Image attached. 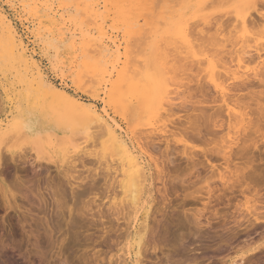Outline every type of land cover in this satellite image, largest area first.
<instances>
[{
	"label": "bare ground",
	"instance_id": "bare-ground-1",
	"mask_svg": "<svg viewBox=\"0 0 264 264\" xmlns=\"http://www.w3.org/2000/svg\"><path fill=\"white\" fill-rule=\"evenodd\" d=\"M8 1L9 2H21L20 4H22L24 7L28 8L32 12H36L35 14H37V12L42 10L43 12L42 11L41 12L43 13V15L41 16V18L44 20H47V23H49L51 25V28H53V29L59 28L57 33H53L52 35H51V33L48 34V35L52 36V39H48L47 45H45V46L48 49L50 48V50L51 49L54 50L56 52V55L57 54H64V53L68 54L69 57L66 59H68V61H71L70 66H74L73 64L75 63V61L82 63L81 67L83 66V70L81 68H79V70H81V72L84 71L85 74L83 73V76H86V73H87L86 72L87 70L85 69V67H86L89 70L88 73H91L94 75L93 77H98V78L103 79V80L105 79L106 84L108 83V85L110 86V89H109L110 91H109L108 97L110 96L111 98L110 97L109 98L114 101V108L116 109V113H121V114L129 113V117H130V115H132L130 117L132 119L134 118V116L135 117L139 116L138 120H136V121H140L142 124L140 122H137V125H139V123H140L141 127L150 128L147 131L143 130L141 132V134H139L138 136L132 135V137H130L131 134L129 135L125 131L123 126L116 119L111 117L110 114H108V112L106 111V108H103V110H99L95 107L96 105L95 106L86 105V104L82 103V101L80 102V100L77 99L78 97L73 96V94L70 95L68 92H66L63 89H59L58 88L59 86L58 87L55 86L48 79V77L44 74V72H43L44 70L42 71L39 64H37L34 61L33 53H29V50L27 48L28 46L25 45L26 42H24V40H23L24 37L19 35L20 33L18 32L17 28L14 26L15 24L13 23V21L9 18L10 16H7L5 13H3L4 10H2L3 12L0 11V63L7 62L11 66H14V67L19 66L25 71L24 73L30 77V79H28V81L30 80L29 83L28 84L26 83L28 86H27V90L25 91V96H24L25 100L29 104L28 105L29 109H22V110L16 112L17 113V116H16L17 124H19V126H21L22 129L26 130V132H28L29 134H31L33 136L34 135L36 136V134H40V131H45L48 128H57L59 130L70 129L72 131H74V130L78 131V132L80 131L79 133H81L83 135V138H85L87 140H96V141H94L95 142L94 145H92V148H93L92 151L85 152L84 156L89 155L90 157L95 158L96 164L99 165L98 171L100 172V174H99L97 171V175L100 176L99 177L101 179L100 183L101 184L103 183V184H102V187H100L101 184L99 183L100 185H98L99 180L97 183L93 182L97 185L93 184V186H92V184H91L89 189L87 187H84V189L87 188V190L83 191V192L86 191V193H81V194H87V195L90 194L91 195V193H92V195L93 194L98 195V192H99V194L102 193L103 196L109 198L110 208L108 207V213H107V215L110 216V219L108 221L110 222L111 226H109V227L116 229V232H115V235L113 236V238H112V236H111V238L109 237V239L111 241H108L109 239H107L106 241H108V242L105 241V244H104L105 247L107 248V250L105 249V253H106L105 255H107L109 258V260H108L109 264H113L114 260L112 257H116L114 264H148L149 262H150V264H199L200 263L199 259L195 255L197 252L195 250L196 247L195 248L192 247V244H190V242H188V240H189L188 237H195L196 236V238L198 240H200V239L203 240L206 238L211 239L212 237L210 234H212V235L214 234V237H218L219 235H216L217 233H214V232H218V230H220V231H223V233H224L225 230H228V231H230V239H229L230 241L229 242H232V243L238 242L239 244L240 243L246 244L247 242H250L252 240V237L255 234H257V235L259 234L260 237H261V234L263 236V234H264V221H261L258 218L246 217L242 220H238L237 218H235L234 222L228 223L229 217H228L227 211L223 212L224 208H219L217 206V202L220 203V201H219L220 196H222V198H224L226 200H229L233 197H236L237 194L243 195L245 197V196H247L246 193L248 194L249 192H250V195L252 193V195L255 196V198L258 200L259 199L262 200V198L264 199V194H262L261 191L256 190V189L253 190V188L251 187V185H252L251 180L255 179V178H262L261 173H264V171H263L264 169L262 167H260L261 169L256 168V167L253 168V164L255 163L257 157L259 158V161H260L259 163H261V162L264 163V161H263L264 154L254 155V154H252V150L249 148L242 150L239 153V157L242 161L244 160V162H242V163L246 164L245 167H243V166L241 167L242 174L238 175L236 171L231 170V175L233 176V180H231V181H226L224 176L221 174L222 177H220L221 179H219V182H221V184H222V190L220 191L219 195H217L216 192L213 190V186H212V184L214 182L212 183L211 179L213 177L211 178V176L209 174L208 175L210 177L206 175L207 177H209L208 179H205V178H207L206 176H205V178L203 176V179L201 177H199V184H197V185H192L191 183H188V181H187L188 177L197 171V169L199 168L198 167L199 165H200V167L202 166L201 162L198 165L199 161L196 162L198 159L195 161L196 158H195V156L192 155L195 153V151L194 150L192 151L191 150L192 148H191L190 150L192 152H194V153H192V152H190L189 148L187 149L185 146L182 147V154L181 155L178 154V155L181 158L183 157L185 159L187 166L185 164L186 167L185 166L184 167L186 169L185 168L183 169L182 167H179L180 164L179 165L177 164V166H178L177 167L175 164V163H177L176 160L174 163V157L178 158V156L175 152L176 149L174 148L173 143H172L173 144L172 146L174 149L169 144L171 142L178 143L177 140L170 139L173 136H175V133L173 132L174 135L167 136V134L165 132H161L162 130L159 129L160 127H158V126L156 127L157 124L159 125L158 122L160 121V119L164 118V114L166 115L169 110L172 111L173 108H169V107L175 105L176 102L179 104L178 101H180V100L178 99V96H180V94L182 95V93L184 95L183 87L186 85L187 82H189L192 78L195 77L193 73H195V75L199 76V73H196V70H194L195 68L193 66H195V67L201 66V62L197 59L198 56H197L196 52H198V55L200 54L201 50H199V49H201V47H203L202 45L206 44L205 45L206 47H204V50L207 48V44H208V46L212 47V49L216 48V47L219 49L218 46H220V45L223 48L226 46L225 43L227 42V40L221 39V35L223 33V32H221V28H223L224 24L222 27L220 26L216 32L215 31L213 32V31H209V30H211L212 27H214V26H210L213 23L212 22L209 25L211 28H209V26H207L206 30H204V31L209 32L208 34H210L209 35L210 37L206 38V40H204L205 38H203L201 40V39H197V38L193 39V37H191V35H192L191 33L193 31H195L196 29L190 32V30H189L190 29L189 28V20H190L189 16H187V18H186L183 14H181L180 10L176 9V7H172L168 4L162 5L163 0H8ZM175 1L179 2V3L181 2V4L184 2L182 0H175ZM205 1L206 0H193L192 5L190 7L191 11L195 12L198 8H201L205 4ZM56 2H59L61 4V7L64 8V10H65V8L70 9V11H71V9L73 10V13H72L73 17L71 18V21H74L76 25H78L79 16H82V17L87 19L86 23L89 24V22L91 21V22H93V24H96L97 27L95 29L86 28V29L80 31L79 37H78L76 31L75 32H63V31H61V26H63L62 25L63 24L62 23L63 22V16L61 14H59V16H61V17H58L57 16L58 13H56V11H54L55 10L54 6H55ZM165 5H167V6L163 7ZM208 7L209 6L207 5L206 8L208 9ZM57 11H59V8ZM27 12H28V10H27ZM135 15H138V17H137L138 19L135 18ZM192 15H194L196 17V14H194V13ZM263 15L261 14L257 18H253V15L250 12L243 13V15L240 16V23H241L243 30L240 31V28H241L240 26H239L240 28H237L238 25H240V24H238V25L236 24L237 26L234 25L236 27L237 31L239 29L238 32H242V33L240 35L237 34L236 37H233V35L234 36L236 35L234 33H238V32H234L233 30H231V32H230V33H232V31H233V33H232L233 35H232V37H230V39L232 41L229 39L231 41L230 46L233 44L232 45L233 47L229 46L227 48L228 51H223V52H225V53L231 52V51H229V48L230 49L232 48V50L233 49L240 50V51H238V59L235 58V57H237L236 56L237 54L234 55V54H232V52H231V54L234 57L230 56V58L231 57L233 59L235 58L234 59L235 61L237 59V61H236L237 63L236 62H234V63L237 64L238 66L239 65L242 66L243 62H248L247 65L249 66V64H250V66H251V63H249V62L253 63L254 60H255V62L259 61V64L264 66V54H262L264 52V44L261 43V42H264L263 41V39H264V28L262 29L263 34L260 37L258 36L259 37L258 39L253 38L254 36H252V37L250 36L251 33L254 35H255V33L256 34L260 33V32L257 33L259 31V29L257 27H259V24H262L261 22H264V16ZM66 17H67V15H66ZM238 17H239V15H238ZM110 18H117L121 22V24H122L121 26H123V28L125 29L124 32H126V34L129 36V38L135 37L132 45L137 43V42L134 43L136 38H137V40L141 41V44H140L141 48H142V46L144 47V45H146L147 54L149 53V55L151 56V59H152L154 72L152 71L153 69H151V72H153V75L148 74V72H141L139 70L130 69V67L120 68L119 65H120V61L122 59V55H123V54H121V50L123 48L122 47L123 43H125V42L120 43L118 41L119 39L117 40V39H114L113 37H108V34H107L108 31L105 30L106 29L105 25H106V23H108ZM139 18L141 20H143L142 25H140ZM66 19L67 18H65L64 20H66ZM71 21H69V23ZM219 22H221V21H219ZM237 23H239V21H237ZM221 25H222V22H221ZM190 27H192V29H194L193 24ZM196 27H198V26H196ZM254 27H256L258 29L257 32L255 31L257 29ZM252 28H254V29L252 30ZM69 29H70V27H69ZM225 29H230V28L225 27ZM250 29L252 32L250 31ZM78 31H79V29H78ZM223 31H224V28H223ZM207 32L204 35L205 37H207ZM211 32L215 33V34L212 35ZM224 32H226L225 35L228 34L227 31H224ZM253 32H255V33H253ZM128 36H127V38H128ZM193 36H195V33ZM233 39H234V41H233ZM199 40H201L202 43L200 42V44H197V43H199ZM67 42H68V45L65 46V44ZM203 42H204V44H203ZM250 42H252V43H250ZM259 43L263 44L261 48L257 47L259 45ZM226 44L228 45L229 43H226ZM253 45H256L257 48H255V46H253ZM238 46H240V47L237 48ZM253 47L255 48V50H252L254 52V54H252V52H250L251 50L247 51V49H250ZM195 49H196V51H195ZM197 49L200 52L197 51ZM220 49H222V48H220ZM204 50H202V51L206 52L207 54H208V51H210V49H208V48H207V51L206 50L204 51ZM137 51H139V50L137 49ZM217 51L222 53L221 50H217ZM233 51H235V50H233ZM130 52H132V51H130ZM141 52H142V50H141ZM239 52L243 53V54L241 55V54H239ZM213 53L214 54L216 53V55L220 54V53H217L216 51ZM233 53H235V52H233ZM214 54L213 55L211 54L210 56L213 57ZM226 54H229V53H226ZM226 54H225V56L227 59L228 55H226ZM144 55L142 54V56H144ZM221 55H223V54H221ZM200 56H201V54H200ZM220 56H218V59H216L217 56H214L213 58L222 63V64H220L218 62L220 64L219 68L223 65V67L220 69L224 70V68L227 65H229L230 63L227 64L228 63L227 60L226 61L224 60L225 62H223L221 60L222 58L219 59ZM55 58H57V57H55ZM230 58H229V61H231V60L234 61L232 58L231 59ZM246 59L248 61H246ZM207 60L209 61L207 63L208 65L206 64L207 69L205 68L203 70V68L206 65L204 67H202L201 70H200L201 67H199V68L197 67L196 69H198L200 71V73L202 70H203V72L207 70L204 74L207 73L210 75V78H211L210 81L214 87V88H210V89H214V91L216 90L215 93H217V92L220 93L221 98H220V96H218L220 99L217 98V100H220V101L222 100L221 102H223V104L225 105V107H226L225 110H227L226 114L228 116V119L232 116L231 121H230V119H229V121L232 122V121L236 120L235 122L230 123V124H232V127L230 126L232 130L230 129V127H229V130H231L232 133L231 132L228 133V136H229L228 142L230 141L229 144L232 143V145L233 144L237 145V143L240 141L239 136L241 134L239 135V133L241 132L243 126H245V129H243L242 132L250 133L249 134L250 135L249 141H252L251 138H253L255 135H257V133H259L261 131V128L264 127V102H263L264 101V93H263L264 89H263V91H261L262 88L264 87V86H261V85H264V79H262V78H264V68L263 67L261 68L259 65L256 68L260 67L259 68L260 71L257 69L256 72L254 71V70H256L254 68L253 71L255 73L258 72L257 75H255V73L251 69V71L253 72L252 75L256 76V77L253 76L254 79L252 78V80L250 79L252 77V75L250 77L248 76L249 79H247L245 77H243V78H232V76H235L234 72H235V69L238 68L237 65L236 66L234 65L235 66V69H233L234 72H233V70H229V73L231 75L233 74L232 76L230 75L231 79H234L237 81V84H232L233 88H231V90H234V94L235 93L239 94V93H242V92L248 91V90L250 92L251 90H254V88H260L259 91L257 90L258 91L257 93H260V92L263 93V94L262 93L258 94L260 96H256L255 103H253V104H255V106H253L251 104L254 108V109L252 108L251 111L254 112L256 110L255 113L252 114L250 109H249L248 111H250V112L247 111L248 114H245L244 113L245 109L241 108L240 111H237V114H234V111H235L234 107L239 108L240 106H243L245 103L243 104L241 102L242 103L241 104L240 99H239V101H236V102H235V100L232 99L234 101V103H233L231 99L228 100L226 98V95H227L226 91L227 90L224 89L225 85L223 87V83H225L224 80L229 79L230 76L225 78L226 76H223L222 72H221L222 75H220L221 73L219 74V71H216L215 63L218 66L217 61H215V63H213L209 59H207ZM128 62H130V60ZM224 63H226L227 65L224 66ZM133 64H136V63H133ZM133 64H131V65H133ZM179 64H181L182 66L180 65V67L178 68L177 66H179ZM247 65L243 64V68H245V71L249 69V67ZM133 66H135V65H133ZM241 66H239V68H241ZM247 67H248V69H247ZM150 68H151V66H150ZM226 68L228 70V68L230 69L231 66L230 67L227 66ZM226 68H225V70H226ZM239 68H238V71L240 72V70L242 69L241 70L242 75L246 76L245 72H243L244 71L243 68H241L240 70H239ZM141 70H143V69L141 68ZM191 70L193 71V73L191 72ZM198 70H197V72H198ZM176 71H178L179 74H177V73L175 74ZM188 71L191 72V73H189L190 75L188 73H186ZM261 71H263V72H261ZM216 72H218V73H216ZM214 73H215V75H214ZM15 74H16V70H15ZM180 74H184V78L186 76L185 79H187L188 77H189L188 79H190L189 81L184 82L185 85L182 84L181 81L180 82L178 81L179 78L183 77V75H181L178 78V75H180ZM191 74H193V76ZM216 74L220 75L219 76L220 78H221V76L223 78H225V79L221 78V79H223L222 80L223 82L220 81V78L218 76H216ZM246 74H247V71H246ZM261 74L263 76H261V78H260ZM238 75H239V73H238ZM247 75H249V73ZM191 76H192V78H190ZM240 76H241V73H240ZM240 76H238V77H240ZM257 76H259V78ZM202 77L203 76H201L200 80L203 82L202 79H206L208 77V75H206L203 78ZM184 78H182V79L184 80ZM88 80H89V78H88ZM183 80H182V82H183ZM195 80H198V77L197 78L195 77L194 81L192 79L191 82L192 81L195 82ZM217 80H218V82H216ZM234 80H232V81H234ZM184 81H186V80H184ZM205 81H206L205 84L207 85L208 81L207 80H205ZM228 81H230V80H227V82ZM24 82H25V80H24ZM197 82L200 84L199 87L203 86V85H201L202 82H199V81L195 82L196 85H197ZM106 84H105V86H106ZM202 84H204V82ZM187 85L190 87L188 88ZM187 85H186L187 86L186 88L189 90L191 88V85L190 84H187ZM206 85H205V87H206ZM209 85L212 87L211 84H208V86L205 88V90L206 89L208 91L210 90V89H208ZM259 86H261V87H259ZM188 90L186 92H188ZM192 92L190 90V93H188V94H190L192 96L193 95ZM201 92H203V93H201ZM201 92H199V94L201 93L200 95L203 94L202 96L199 95V97H202L201 100H203V101L205 100L204 102H208L209 99L203 98L206 94V92H204V89ZM227 92H229V90ZM251 93H253V95L257 94V93L252 92V91H251ZM104 94H106V93H104ZM185 94H186V96H183L184 98L182 97V99H181L182 101L186 97H187L186 98L187 100L189 99L188 102H191L192 99L193 100L195 99L194 95L191 98H188L189 95L187 93H185ZM235 95L232 94V96H235ZM206 98H208V97H206ZM210 98L212 100L213 97H210ZM238 98H240V97H238ZM176 99H178V100H176ZM190 99H191V101H190ZM187 100H184V102H186L189 106L192 103H194L193 110H195L194 107H196L195 105H196L197 101H198V103L200 102V100H197L196 103L193 101L190 104L187 102ZM261 100H262V102H261ZM93 101H94V99H93ZM227 101H231L232 103L227 102ZM109 102L111 103V101H109ZM252 102H254V101L252 100ZM186 103H183V104H186ZM201 103H203V102H201ZM228 103L232 104L233 108ZM18 104H19V102H18ZM188 105H186V107ZM235 105H238V106H235ZM244 106L246 107V109L248 108L247 104ZM177 107L178 106L175 107L176 110H177ZM250 107L251 106H249V108ZM179 108H178V110L181 109V108L180 109ZM221 108H223V107H221ZM221 108H219V109H221ZM196 109L198 110L200 108L196 107ZM207 109H201L199 111L202 112V114H204V115H206V114L208 115L209 114L208 113L209 108H207ZM211 110H212V108H210V111ZM221 110L218 111V114L216 112L217 115L215 114V111L212 115L211 114L208 115L210 118L207 117V115L206 116H204L202 114L199 115L200 113L198 114L199 117L197 116V114H195V116L198 118V121L196 120L194 123L189 120V115H190L189 114L187 116V118L185 119V120H187L186 125H188V127L185 129L183 128V131L181 130V133L184 134L186 137L187 133L190 132L192 134V137H194L195 139H200V140L204 139V137H206L204 130L209 128L207 126L209 124H211L212 119L218 118L219 115H220V118L222 116L225 117L224 115L221 114V113L224 114V110H223V112ZM128 111H130V112H128ZM185 111H187V110H185ZM203 111L207 112V113H204ZM242 111H244L243 112L244 114H242ZM141 112L144 115L143 119L141 118L142 115L141 114L139 115V113H141ZM172 113H175V112H172ZM177 113H178V111H177ZM231 113H232V115H231ZM249 113L251 115L256 114L255 115L256 117L255 116H254L255 118H253V116L251 117L249 115ZM13 115H15V114H13ZM214 115H216V116H214ZM167 116H168V114H167ZM167 116H165V117L167 118ZM227 116L225 117V119L227 118ZM169 117H170V115H169ZM194 117H190V118L194 119ZM196 117H195V119H197ZM211 117H213V118H211ZM166 118H165V121L170 119V118L169 119H166ZM222 118H221V120L224 119V118L223 119ZM233 118H234V120H233ZM245 118H246V120H245ZM6 119H8V118H6ZM139 119H141V120H139ZM199 119L201 120V122ZM247 120H249V121H247ZM209 121H210V123L205 124V122H209ZM226 121L228 122V120H225L224 122H226ZM14 122H16V121H14ZM173 122L176 123L175 121H173ZM183 123H185V122H183ZM183 123H181L182 127H183V125L185 126V124H183ZM203 123L205 125H202ZM237 124L239 125V127H236ZM240 124H242L243 126ZM175 125H173V126L176 127ZM234 125L236 127L235 129H234ZM169 126L170 127L167 130V133H168V131L169 132L171 131L170 128L172 126L171 125H169ZM214 126H215V124H214ZM216 127H217V125H216ZM177 128L180 129L181 127L179 126V127H176V129ZM239 128H241V130ZM173 129H175V128H173ZM138 130H140V129L138 128ZM153 132H158V133L162 134V135L160 134L159 137L164 138L163 139L164 142L163 141L162 142L165 143V149H163L164 151L162 152V154H159V155H162L161 157L163 158V160L165 159V163L167 162L168 164H170V166L172 164H175V166L172 165L173 169L175 170L174 172L176 173L175 176L171 175L169 170H166L167 168H165V167L167 165L164 166L165 163L163 161L162 162L160 161L162 158L159 157L160 160L154 159L155 156H153L152 153L154 154L155 152H157V154H158V152H160V150L163 146H161L160 144H156L157 140L152 139L150 137V136H154L152 134ZM176 136H180V135L176 134ZM20 137H22V134ZM156 137H158V135ZM40 138H42V136ZM179 139H180V137H179ZM87 140H85V141H87ZM38 141L39 140H36L35 142H38ZM82 141H84V140H82ZM158 142H159V140H158ZM160 143H161V141H160ZM36 144L38 145V143H36ZM90 144H92V143H90ZM97 146L100 147L99 151L95 150L97 148ZM160 146H161V148H160ZM89 148L91 149V147H89ZM188 150H189V152H188ZM202 151H204V150H202ZM1 152L5 153V155H2L3 153H1ZM81 152L82 153L84 152V149H81V145L80 146L75 145L73 148V153H69V154H74V156L79 157ZM179 153H181V152L179 151ZM3 156L4 157L6 156V157L4 158ZM9 156L10 155H8V156L6 155V151L4 152L1 150L0 151V163L3 164L2 161H4L5 159H6V161L11 160V158H9ZM22 156H24V154ZM22 156H20L21 160H23ZM25 156H27V155H25ZM12 157H13V159H12L13 161L16 160L14 158H17V157H14L13 155H12ZM30 157H32V156L29 155V159H30ZM25 158L27 159L28 157H25ZM71 158H74V157H71ZM82 158H84V157L83 156L80 157V160ZM36 159H37V157H36ZM184 159H182V160H184ZM203 159H205V161H206L205 164L210 163V161L208 159V155L204 154ZM17 160H18V158H17ZM75 160H73V161H75ZM61 161H62L61 165L67 163V161L65 159H63ZM73 161H72V163L68 162V163H70L69 165H70L71 169L76 167L77 161H76V163H73ZM90 161H92V160H90ZM90 161L87 160L88 163ZM159 161H160V163H159ZM257 161H258V159H257ZM82 163H81V166L83 168L88 166L87 165L88 163H86V161L84 163L87 166L85 164L82 165ZM91 163H89V165H91ZM93 163H94V161H93ZM58 165H59V163H58ZM204 166H207V165H204ZM175 167H177L178 170ZM77 168H78V166L75 169H77ZM181 168H182V170H181ZM205 171H206V169H205ZM91 174H93V173H91ZM91 177H93V175H90V177H87V178H89V180H90ZM93 178H96V177H93ZM93 178L91 180H94ZM213 181H215L214 178H213ZM83 182H85V180ZM91 182L89 181L88 183H91ZM157 182L164 183L165 193L163 194V197H159L161 190L159 189ZM79 186H80V184H79ZM81 186H82V182H81ZM86 186H88V184ZM94 186H97V187H94ZM203 187L206 188L204 197L207 199V202L202 203L204 206L203 209L200 208V209H196L195 211L192 209V211H191L192 213H190V211H188L189 209L187 210L184 208L186 205L185 206H183V205L189 203V197L190 196H193L196 198L195 202H197V203L201 202V199L204 197L201 194L196 195L194 191L198 190V189L199 190L203 189ZM77 188H78V186H77ZM92 188H94V189L92 190V192H90V189H92ZM101 188L103 191L100 192ZM95 189L97 192L95 191ZM97 189H99V190H97ZM179 189L189 190V193L185 194L181 198V202H182L180 204L181 206L180 205H179V207L177 206L178 207L177 209L171 208V209H174L173 212L175 211L174 212L175 214H176V211H179V209H180V211L178 212V214H176L177 217L173 213L175 215V216L173 215L175 217L174 221L172 222L171 220H173V219H170V221L172 223L170 224L169 222H167L169 224L168 225L164 224L163 228L161 230V228H159V227L157 228V225H156L157 222L158 223L160 222V220L158 221L157 217H154V216H156L155 214L158 211V208H159L158 206L161 205L163 198H164V202L168 201L169 199L168 200H166V199L169 196L170 197L172 196L171 195L172 192H174V191L176 192ZM87 191L89 192V194L87 193ZM94 192H96V193H94ZM73 193H75V192H73ZM77 194H78V197L80 196L79 199L81 202L82 198H85V195L83 197V195H79L80 194L79 192ZM77 194L75 193V195H77ZM157 194L159 195L158 197H157ZM86 197H89V196H86ZM158 198L161 199V203H159L160 200ZM91 201H88L87 203H89V202L90 203H96V201L95 202H91ZM170 201H171V199H170ZM252 201H255V200L252 199ZM261 202H263V201H261ZM75 203H76V201H75ZM83 203L84 202H82V204ZM87 203L84 204V206H81L82 208L80 206L78 207L79 210H82L83 207L86 208L84 210L86 212H84L83 210H82L83 212L77 210V214L78 213L80 214V212H82L83 218L86 217V214L84 216L83 213H88L87 216H89V214H90L89 209L87 212V206H85V205H87ZM168 203H170V202L168 201ZM77 205H78V203H77ZM166 205H167V202H166ZM173 205H175V204H173ZM173 205H172V207H173ZM99 211L96 213L100 214V216L98 215L99 219H103V217H105L106 214L104 215V212L102 210L100 212ZM170 213L172 215V212H170ZM72 215H75L74 212ZM78 215H77V217H78ZM75 216H73V217H75ZM108 216L106 218H108ZM173 216H171V217L173 218ZM94 217H95V213L93 215V219H95ZM111 218H113L112 221H111ZM156 219H157V222H155ZM202 219H205L206 222L202 223ZM75 220H76V218H75ZM72 222H74V221L72 220ZM120 222L122 224H120ZM74 223H75V226H77L76 222H74ZM213 225H215V226L218 225V226L215 227ZM104 226H105V223H103V227ZM160 227H162V225ZM159 229L161 230V232H159ZM259 230H261V231H259ZM221 235H223V234H221ZM220 237L223 239L222 236H220ZM222 239H221V243L222 242L226 243V241H224ZM157 251L161 252L162 255L160 257L157 256L158 255ZM261 252L264 253V248ZM262 256H263V254H262ZM262 256H259V258L257 256H255L256 260L249 258L248 260L244 261V264H262V262H261ZM202 259H209L210 260V258L206 257V256ZM214 259H215V257H214ZM217 261L221 262V263L219 262L218 264H226L224 261H222L220 259Z\"/></svg>",
	"mask_w": 264,
	"mask_h": 264
},
{
	"label": "rangeland",
	"instance_id": "rangeland-1",
	"mask_svg": "<svg viewBox=\"0 0 264 264\" xmlns=\"http://www.w3.org/2000/svg\"><path fill=\"white\" fill-rule=\"evenodd\" d=\"M182 1H184V2L181 4V2L179 3V2H176L175 0H163L162 5L168 4L172 7H176V9L180 10L181 14H183L186 18H187V16H189V19H190L189 20V28H190L189 30H190V32L196 29L195 31H193L195 33L196 37L193 36L194 35L193 32L191 33L192 34L191 37H193V39L197 38V39L202 40L203 38H205L204 40H206V38L210 37L209 36L210 34H208L209 32L204 31V30H206V27L209 26L213 22L214 24L212 23L210 26H214V27L211 28L209 26V28H211V30H209V31H213V32L215 31L216 32L217 29L220 26L222 27L224 24V26H223L224 31H227L228 34H226L227 35L226 36L225 35L226 32H224L223 28H221V32H223L221 35V39L227 40L226 43H229V44L227 45L225 43L226 46L224 48L220 45V46H218L219 49L217 47L212 49V47L208 46V44H207V48L210 49V51H208V54L210 53L209 55L206 52L202 51V50H204V47H206L205 46L206 44H204V42H203L204 45L201 44L203 47H201V49H199V50H201L202 53L198 49H197V51L200 52L202 57L200 56V54L198 55V52H196V54L198 56L197 59L201 62V66H196V67L193 66L195 68V69L194 68L193 69L196 70V73H199V76L195 75V73H193V71H194L193 69H192L193 71L191 70V72L194 74V76L196 78L198 77V80H195V82L196 81L202 82L200 80L201 76L205 77L206 75H208V77L206 79H202L204 84H202L203 83L202 82L201 85H203V86L199 87L200 84L198 82H197V85L195 82H193L194 78H195V77L192 78L193 74H191L192 76L190 77L193 79L192 82H191L192 79L191 80L188 79L189 77L187 78L188 80L185 79L186 76L184 78V74L178 75V78L181 75H183V77L179 78L180 80L178 79V81L179 82L181 81L182 84H184V82H187L190 80L189 82L186 83V85L190 84L191 88L188 90L186 88L188 85L187 86L185 84H184L185 86L183 85L184 86L183 87L184 95L182 93V95L180 94V96H178V99L180 100V101H178L179 104L176 102L175 105L169 107V108H173L172 111H170V110L168 111V113H167L168 116H167V114L166 115L164 114V118L160 119V121L158 122L159 125L157 124L156 127L157 126L160 127L159 129L162 130L161 132H165L167 134V136L174 135V133H175V136H173L170 139L177 140L178 143L171 142L169 144L172 148H173L172 145L174 144V148L176 149L175 152L178 156V158L174 157V163H175V160L177 161V163H175L176 166H177V164L178 165L180 164L179 167H182L183 169L187 166L185 159L183 157L181 158L179 156L182 154V147L185 146L187 149L189 148V150L192 148L191 150L195 151V153H194L190 150V152L194 153L192 155L195 156V158H196L195 161L198 159L196 162L199 161L198 165L201 162L202 166L200 167V165H199L198 166L199 170L197 169L196 172H194L192 175H190L188 177V179H187L188 183H191L192 185H197V184H199V177H201L203 179V176L205 178L206 175L207 176L210 175L211 178L213 177L215 180V181H213V178L211 179L212 183L214 182L212 184L213 190L216 192L217 195H219L220 191L222 190V184H221V182H219V179H221L220 177H222L221 174L224 176L226 181L233 180V176L231 175V170L236 171L238 175L242 174L241 167L242 166L245 167V165H246V164L242 163V162H244V160L242 161L239 157V153L242 150L249 148L252 150V154H254V155L264 154V127L261 128V131L259 133H257V135H255L253 138H251L252 141H249V136H250L249 134L250 133L242 132V130L245 129V126L240 124L244 127L243 128L241 126L242 130H241V128H239L242 132V133L241 132L239 133V135L241 134L239 136L240 141L237 143V145L236 144L232 145V143L229 144L230 141L228 142V137H229L228 133H230V132L232 133V131H231L232 130L231 129L232 124H230V123L235 122L236 120H234V118H233L234 121L230 122L232 119L231 118L232 116H231L229 118L230 119V121H229L228 116L226 114L227 110H225L226 109L225 105L223 104V102H221L222 100L221 101L217 100V98L218 99L221 98L220 93H218V92L215 93L216 90L214 91V89H210V88H214L213 84L210 81L211 80L210 75L207 73L204 74L207 70L204 72H203V70L208 65L207 63L209 61L207 59H209L213 63H215V61H217V63H218L219 61L215 60L213 57L217 56L216 59H218V56L223 54L219 57V59L222 58L221 60L223 62H225L227 60L228 63L227 62L226 63L227 64L230 63V64L227 65L226 63H224V66H226V65L229 67L231 66V68L230 69L228 68V70H227V68H226L227 66H226L225 67L226 70L224 68V70H225L224 71L223 69H220L223 67V65L219 68L220 64H222L221 62H219L220 64L218 63V66L215 63L216 71H219V74L222 72L223 76H226L225 78H227L228 76L231 75L229 73V70L235 69V66L237 64H235L234 62L237 61L238 51H240V50L233 49V50H235V51H233L232 48L231 49L229 48V51H231L232 54H234V55L237 54L236 55L237 57H235V58H237L236 61L234 60L235 58L234 59L232 58L234 56L231 54V52H226V53H229V54H226L223 51H228L227 48L230 46V42L232 41L230 39V37H232L233 31L234 32L239 31V29L237 31V29L234 25L240 24V25H238L237 28L241 27L240 31L243 30L241 23H240V16H242L243 13L250 12L253 15V18H257L261 14L263 15L264 14V0H206L205 4L201 8H198L195 12L191 11V8H190L193 0H182ZM20 3L21 2H9L8 0H0V5H1L0 11L4 10V12L3 11L2 12L5 13L7 16H10L9 18L15 24L14 26L17 28L18 32L20 33L19 35L24 37L23 40H24V42H26L25 45L28 46L27 48L29 50V53H33L34 61L37 64H39L42 71L44 70L43 71L44 74L48 77V79L55 86H57V87L59 86L58 87L59 89H63L66 92H68L70 95L73 94V96L78 97L77 99H79L80 102L82 101V103H84L86 105H91V106L96 105L95 107L99 110H103V108H106V111L108 112V114H110L111 117L116 119L123 126V128L125 129V131L129 135L131 134L130 137H132V135L138 136L139 134H141V132L143 130L147 131L150 129L147 127H141L140 126L141 122L136 121V120H138L139 116H137V117L134 116L135 119L133 118L134 119L133 120L132 118H130L132 115H130V117H129V113H126V114L116 113V109L114 108V101L110 99L111 98L110 96H109L110 98L108 97L109 91H110L109 90L110 86L108 85V83L106 84L105 79L103 80V79H100L98 77H93L94 75L91 73H88L89 70L86 67H85V69L87 70L86 71L87 77L83 76L84 71L81 72V70H79V68H81L83 70V66L81 67L82 63L75 61V63L73 64L74 66H70L71 61H68V59H66L69 57L68 54L64 53V54H57L56 55V52L54 50H52V49L50 50V48L48 49L45 46V45H47V40L52 39L51 35L53 33H57L59 28H57V29L51 28V25L49 23H47V20H44L41 18V16L43 15L42 10H41L42 12L39 11V12H37V14H35L36 12L30 11L28 8L24 7ZM206 4L209 6L208 9L206 8V6H207ZM166 6L167 5H165L163 7H166ZM54 8H55L54 11H56V13H58L57 14L58 17H61V16H59V14H61L63 16V22H62L63 26H61V31H63V32H75L76 31V33L79 37L80 31H82L86 28L95 29L97 27L96 24H93V22H91V21L89 22V24L86 23L87 19L82 17V16H79L78 21L80 23L78 22V25H76L74 21H71V18L73 17V14H72L73 10L71 9V11H70V9H68V8L67 9L65 8V10H64V8L61 7V4L59 2L55 3ZM58 8H59V11H57ZM26 9L28 10V12ZM192 12L194 14H196V17L194 15H192L193 14ZM66 15H67V17H66ZM238 15H239V17H238ZM137 17H138V15H135V18H137ZM65 18H67L66 19L67 21L64 20ZM69 21H71V22L69 23ZM118 21L119 20L117 18H110L108 23H106V25H105V28H106L105 30L108 31L107 32L108 37H113L114 39H117V40L119 39L118 41L120 43L121 42L126 43V44L123 43V46H122L123 48L121 50V54H123V55H122V59L120 61V65H119L120 68L130 67V69L139 70L141 72H148V74L153 75L154 68H153V64H152V59H151V56L149 55V53L147 54L146 45H144L145 48L143 46L141 48L140 47L141 41L137 40V38L134 41V43H136V42L137 43L132 45L135 37L129 38V36L126 34V32H124L125 29L123 28V26H121L122 25L121 22L119 21L120 22L119 23ZM219 21L222 22V25H221V22H219ZM237 21H239V23H237ZM139 22H140V25L143 24V20H141L140 18H139ZM261 23L262 24H259L260 28L257 27L259 29V31L256 27H254L257 29L255 31L256 32L258 31L257 33H259V32L260 33L256 34L255 32H253V33H255V35L251 33V35H250L251 37L254 36L253 38L258 39L263 34L262 29L264 28V22H261ZM192 24H193L194 29H192V27H190ZM196 26H198V27H196ZM69 27H70V29H69ZM225 27L230 28V29H225ZM254 28H252V30ZM78 29H79V31H78ZM231 30H233L232 33H230ZM250 31H251V29H250ZM206 32H207V37L204 36L206 34ZM50 33H51V35H48ZM241 33L242 32L234 33L236 35L235 36L233 35V37H236L237 34L240 35ZM213 34H215V33H212V35ZM127 36H128V38H127ZM201 40H199V43H197V44H200V42L202 43ZM233 41H234V39H233ZM263 41H264V39H263ZM250 43H252V42H250ZM261 43L264 44V42H261ZM263 44L259 43L260 46L258 45L257 47L261 48ZM67 45H68V42L65 44V46H67ZM232 45L230 47H233ZM253 46H255V48H257L256 45H253ZM239 47L240 46H238L237 48H239ZM207 48L205 49L206 51H207ZM220 48H222V49H220ZM255 48L253 47V48L247 49V51L251 50L250 52H252V54H254V52L252 50H255ZM137 49L139 51H137ZM141 50H142V52H141ZM217 50H221L222 53H220ZM130 51H132V52H130ZM195 51H196V49H195ZM215 51L217 53H220V54H218V55H216V53L214 54L213 52H215ZM233 52H235V53H233ZM224 53L226 55H228L227 59H226V56ZM142 54L143 55L145 54V55L142 56ZM211 54L212 55L214 54V56L213 57L210 56ZM239 54L242 55L243 53L239 52ZM262 54H264V52ZM230 56H232L231 58L234 61H232V60H231L232 62L229 61ZM55 57H57V58H55ZM129 60H130V62H128ZM246 61H248V60L246 59ZM257 62H255V60L253 63L249 62V63H251V66H250V64H249V66L247 65L248 62H243L242 66L239 65V66H241V68H243V64L244 65L246 64L249 67V69L247 67V69L249 71L246 70L247 74L249 73V75L246 74L245 68H243V70H244L243 72H245V75L247 77L242 75V72H241L242 69L239 68V66L237 65L239 70L240 69L241 70L239 72L238 68L235 69V72L237 71L239 73V75L237 72L235 73L233 70L235 76H232L233 75L232 74L231 75L232 78H243V77H245V78L249 79V77L253 74L254 71L256 72L257 69L259 70L260 67L264 68L263 65L259 64V61H257ZM133 63H136V64H133ZM131 64L135 65L136 67L131 65ZM180 65L181 64H179V66H177V67L179 68ZM259 65H260V67L256 68ZM150 66H151V68H150ZM197 67L198 68L201 67L200 70L202 69V67H204L203 70L201 71V73L198 69H196ZM141 68L143 70H141ZM254 68L256 70H254ZM151 69H153L152 70L153 72H151ZM251 69H252V71L253 70L254 71L252 72ZM15 70H16V74H15ZM197 70H198V72H197ZM24 72L25 71L19 66L14 67V66H11L7 62L0 63V114H1L0 115V128H1L0 129V148H1L0 151L1 150L4 152L6 151V155L7 156L10 155L9 158H11V160H9V161L7 160L8 162L5 159L4 161H2L3 164L0 163V165H1L0 166V264H109L108 263L109 258L107 255H105L106 254L105 249L107 250V248L105 247L104 244H105V241L107 239H109V237L111 238V236H112V238H113V236L115 235V232H116V229L109 227V226H111L110 222L108 221L110 219V216L107 215L108 207L110 208L109 198L103 196L102 193L99 194V192H98V195H95V194L92 195V193H91V195H92L91 196L88 192L89 190L87 191V193L89 195L81 194V193H86V191L85 192H83V191L87 190V188L89 189L91 184H92V186H93V184L97 185L95 183H97L98 180H99L98 185L101 184L100 183L101 179L99 178L100 176L97 175L99 165L96 164L95 158H92L89 155L84 156L85 152L92 151V149H93L92 145H94V143H95L94 141H96V140H87V139L83 138V135L81 133H79L80 131L79 132L75 131V130L72 131L70 129L59 130L57 128H48L45 131H40V134H36V136L35 135L33 136V135L29 134L28 132H26V130L22 129L21 126H19V124H17V118H16L17 113L16 112H18L22 109H29V107H28L29 104L25 100L24 96H25V91L27 90V86H28L27 84L30 81V80L28 81V79H30V77L27 74H25ZM191 72L188 71L186 73L189 74ZM261 72H263V71H261ZM176 73L179 74L178 71H176L175 74ZM216 73H218V72H216ZM222 73L220 75H222ZM240 73H241V76H240ZM257 73H255V75H257ZM236 74L240 77H238ZM262 74L260 75V78H261V76H263ZM214 75H215V73H214ZM220 75L216 74V76H218V77ZM255 75H252V77L250 79L252 80L253 76L256 77ZM231 76L229 79L224 80L225 83H223V87L225 85L224 89H226L227 91L229 90V92L226 91V94L228 95V96L226 95V98L228 100L233 99V100H235V102L239 101V99H240V103L241 102L243 104L245 103L244 105L247 104V106H248L247 109L244 105H243L244 107L243 106H240L239 108L234 107V109H235L234 114H237V111H240L241 108L245 109V110L243 109L245 112L242 111V114H244V113L248 114V112H250L252 110L253 106H255V104H253V103H255L256 96H260L258 94H260L262 92L257 93L260 90V88H254V90H251V91L257 93L256 95H253V93H251V91L249 92V90L244 91V92L239 93V94L235 93L236 94L235 95L234 90H231V88H233L232 84H237V81L234 79H231ZM257 77L259 78V76H257ZM88 78H89V80H88ZM182 78H184V80H186V81H184ZM221 78H223V77L221 76ZM221 78H220V81L225 79V78H223V79H221ZM262 79H264V78H262ZM24 80H25V82H24ZM182 80H183V82H182ZM205 80H207L209 82V83L207 82V85L205 84V82H206ZM227 80H230V81L227 82ZM232 80H234V81H232ZM216 82H218V80ZM105 84H106V86H105ZM208 84L212 85V87L209 85V88H208V89H210L209 91L207 89L205 90V88L208 86ZM205 85H206V87H205ZM261 86H264V85H261ZM261 86H259V87H261ZM189 87L190 86H188V88ZM185 88L188 90V92H186L187 90ZM203 89H204V92H206V94L204 93L205 96L203 98L209 99L208 100L209 103L204 102L205 100L203 101V100H201L202 97H199V95L201 93H203V92H201ZM263 89H264V87L262 88L261 91H263ZM190 90H191V92L193 91L192 93L195 96V99L194 100L192 99V101L190 99V101L191 102L194 101L196 103L197 100H200V102L198 103V101H197V103L195 105L197 108H200L198 110L196 109V107H194L195 110H193L194 103L191 104V102H188L189 99L187 100L186 99L187 97L184 100H187V102L191 104L190 106L186 102H184V100L183 101L181 100L183 96H186L185 93H187V94L190 93ZM199 92H201V93L199 94ZM104 93H106V94H104ZM232 94L235 96H232ZM188 95H189L188 98H191L193 96V95L191 96L190 94H188ZM202 95H200V96H202ZM218 96H220V98ZM206 97H208V98H206ZM210 97H213L212 100ZM238 97H240V98H238ZM93 99H94V101H93ZM178 99H176V100H178ZM233 100H232V102L234 103ZM252 100L254 102H252ZM109 101H111V103ZM18 102L20 105L18 104ZM201 102H203V103H201ZM227 102H231V101H227ZM261 102H262V100H261ZM183 103H186V104H183ZM228 104L233 108L232 104H230V103H228ZM186 105H188V106L186 107ZM176 106H178L177 110L175 108ZM235 106H238V105H235ZM249 106H251V107L249 108ZM189 107L190 108L192 107V108L190 109ZM221 107H223L224 109ZM178 108L181 111L178 110ZM207 108H209V111H208L209 114L208 115H210V114L212 115L214 113V111H215V114H216V112L218 114L219 110L222 109L221 110L222 112L224 110V114L223 113H221V114L224 115L225 117L227 116L226 119H225V117H223V116L222 117L225 120H228V122L227 121H226L227 123L224 122L225 120L222 117L221 118L223 120H221L220 115L218 117L219 119L211 117V118H213L212 119L213 122L211 121V124H209L207 126L209 128L204 130V133L206 134V137H204V139H201V140L195 139L194 137H192V134L190 132H188L187 136L185 137V135L181 133V130L183 131V128L185 129L188 127V125H186L187 120H185L187 118V116L190 114L191 116L189 115V120L194 123L196 120L198 121V118L195 116V114H197V116H198V114L200 113L199 115H201L202 112H200L199 110L207 109ZM210 108H212V110H211L212 112L210 111ZM219 108H221V109H219ZM249 109H250V111H248ZM185 110H187V111H185ZM177 111H178V113H177ZM128 112H130V111H128ZM172 112H175V113H172ZM255 112H256V110L254 112L251 111L252 114ZM204 113H207V112H204ZM13 114H15V115H13ZM140 114L142 115L141 118L143 119L144 115L142 114V112L139 113V115ZM169 115H170V117H169ZM202 115H204V114H202ZM206 115H204V116H206ZM208 115H207V117H209ZM216 115H214V116H216ZM231 115H232V113H231ZM249 115L251 117L253 116V118L256 117L255 116L256 114L251 115L249 113ZM165 116H167V118ZM194 116L197 119H195ZM190 117H194V119L190 118ZM6 118H8V119H6ZM165 118L166 119L170 118V119L165 121ZM246 118H245V120H246ZM13 120L16 122H14ZM139 120H141V119H139ZM173 121H175L176 123H174ZM247 121H249V120H247ZM137 122H140L139 125H137ZM183 122H185V123H183ZM200 122H201V120H200ZM181 123L185 124V126L183 125V127H182ZM208 123H210V121L205 122V124H208ZM205 124L203 123L202 125H205ZM214 124H215V126H214ZM238 124L236 127H239ZM6 125L7 126L9 125V126L7 127ZM169 125H171L175 129H173L171 127L170 128L171 131L170 132L168 131V133H167V130L170 127ZM173 125H175L176 127L180 126L181 128L176 129V127H174ZM216 125H217V127H216ZM229 127L231 130H229ZM236 127L234 125V129ZM138 128L140 130H138ZM21 134H22V137H20ZM152 134L154 136H150V137L152 139L157 140L156 144H160L161 146H163L162 148L160 146L161 150H160V152H158V154H157V152H155L154 154L152 153V155L155 156L154 157L155 160L156 159L160 160V158H162L161 157L162 155H159V154H162V152L164 151L163 149H165V143H163L164 138L159 137L161 133L153 132ZM176 134L180 135V136H176ZM157 135H158V137H156ZM41 136H42V138H40ZM179 137H180V139H179ZM36 140H39V141L35 142ZM82 140H84V141H82ZM85 140H87V141H85ZM158 140H159V142H158ZM160 141H161V143H160ZM36 143H38V145ZM90 143H92V144H90ZM73 145L74 146L75 145H78V146L81 145V149H84V152L83 153L81 152L79 157L74 156V154H69V153H73V148H74ZM89 147H91V149ZM95 150L99 151L100 147L97 146V148ZM189 150H188V152H189ZM202 150H204V151H202ZM179 151L181 153H179ZM1 153H3V152H1ZM23 154H24V156H22ZM204 154L208 155V159L210 161L209 164L208 163L205 164L206 161H205V159H203ZM2 155H5V153H3ZM12 155L14 157H17L19 161L17 160V158H14V159H16L18 162L16 160L13 161ZM25 155H27V156H25ZM29 155L32 156V157H30L31 160L29 159ZM20 156H22L23 160L20 159ZM82 156L86 160L84 158H82L83 160L82 159L80 160V157H82ZM25 157H28V158L26 159ZM36 157H37V159H36ZM71 157H74V158H71ZM63 159H65L67 161V163L61 165V163H62L61 160H63ZM182 159H184V160H182ZM257 159H258V161H257ZM257 159H256L255 163L253 164V168L256 167V168L261 169L260 167H262L264 169V163L263 162L259 163L260 162L259 158L257 157ZM73 160H75V161H73ZM87 160L88 161L92 160L89 163H91V162L93 163V161H94V163L93 164L91 163V165H89ZM72 161H73V163H76V161H77V163H76V167L78 166L77 169H75L76 167L71 169L69 164L72 163ZM83 161L84 162L86 161V163H88L87 165L89 167ZM160 161L161 162L163 161L165 163V159L163 160V158ZM160 161H159V163H160ZM263 161H264V159H263ZM68 162H70V163H68ZM58 163H59V165H58ZM81 163H82V165L85 164L87 167L83 168L81 166ZM175 164H172V165L175 166ZM185 164H186V166H185ZM165 165H167L165 167V168H167L166 170H169L170 174L175 176L176 173L174 172L175 170L173 169L172 165L170 166V164H168L167 162L164 164V166ZM204 165H207V166H204ZM177 167H175V168H177ZM182 168H181V170H182ZM205 169H206V171H205ZM177 170H178V168H177ZM91 173H93V174H91ZM98 173L100 174L99 171H98ZM261 174H262V178H255V179L251 180V182H252L251 187L253 188V190H255V189L259 190V191H261L262 194H264V173H261ZM90 175H93V177H96V178L91 177V179L93 178L94 180H91V179L89 180V178H87V177H90ZM209 177H207L205 179H208ZM83 179L85 180V182H83L84 181ZM89 181L90 182L92 181V182L88 183ZM81 182H82V186H81ZM93 182H95V183H93ZM157 183H158L157 185L159 186V189L161 190V193L159 194L160 196L157 194V197L158 196L163 197V194L165 193L164 183H162V182H157ZM79 184H80V186H79ZM87 184L89 187L86 186ZM102 184L100 187H102ZM77 186L79 189L77 188ZM84 187H87V188L84 189ZM94 187H97V186H94ZM204 187H203V189L195 190L194 191L195 194L196 195L201 194L204 197V194L206 191V188H204ZM93 189L94 188L90 189V192H92ZM97 190H99V189H97ZM95 191H96V189H95ZM101 191H103L102 188L100 189V192ZM73 192H75L76 194L79 192L80 193L79 195H83V197L85 195V198L81 197L82 201L80 202V199H79L80 196L78 197V194L75 195V193H73ZM96 192H94V193H96ZM174 192H172L171 197L169 196L170 198L168 197L166 199V200L169 199L168 201L170 202V203H168V201H166L167 205H166V202H164V198L162 199V203H161V199L158 198L160 200L159 203H161V205L158 206L159 207L158 211L156 212V214H155L156 216H154V217H157L158 221L160 220L161 223L160 222L158 223L157 219L155 220V222H157V224H156L157 228L159 227V228H161V230H162L164 224L168 225L169 223L171 224L174 221V218H175L174 216L176 214H178L180 209H179V211H176V214L174 213L175 211L173 212V210L175 208L177 209L179 207V205L182 203L181 198L185 194H188L189 190L179 189L175 193ZM248 194L246 193V195L248 196V197L245 196L246 198L243 195L237 194L236 197H233L229 200H226V199L222 198V196H220V200H219L220 203L217 202V206L219 208H224L223 212L227 211L228 217H229L228 223L234 222L235 218H237L238 220H242L246 217L258 218L259 220L264 221V199L262 198V200L261 199L258 200L255 198V196L252 195V193H251V195H250V192ZM86 196H89V197H86ZM170 199H171V201H170ZM195 199H196L195 197L190 196L189 197V203L183 205V206L186 205L184 208L187 210L189 209L188 211H190V213H192L191 212L192 209L194 211L196 209H200V208L203 209L204 206L202 203L207 202V199L205 197L202 198L201 202H199V203L195 202ZM252 199L255 200L256 202L252 201ZM75 201H76V203H75ZM88 201H91V202L96 201V203H90V202L87 203ZM261 201H263V202H261ZM82 202H84V203L82 204ZM77 203H78V205H77ZM86 203H87V205H85V206H87V212L89 209L90 214H89V216H87L88 213H83L84 216L86 214V217H87V218L86 217L83 218L82 212L86 208L83 207V209H82L83 211H82V210H79L78 207L84 206V204H86ZM173 204H175V205H173ZM172 205H173V207H172ZM171 208H174V209H171ZM77 210L82 211V212H80L81 215L79 213H78L79 215L77 214ZM99 210L100 211L102 210L104 212V215L106 214V216L103 217V219H99L100 214L96 213ZM73 212L76 216L72 215ZM84 212H86V211H84ZM170 212H172V215ZM94 213H95V217H94L95 219H93ZM77 215H78V217H77ZM96 215L97 216L99 215V216L97 217ZM73 216H75V217H73ZM107 216H108V218H106ZM171 216H173V218ZM176 217H177V215H176ZM75 218H76V220H75ZM170 219H173V220H171L172 222L170 221ZM72 220L74 222H76L77 226H75V223L72 222ZM112 220H113V218H111V221ZM167 222H169V223H167ZM205 222H206L205 219H202V223H205ZM103 223H105L104 227H103ZM120 224H122V223L120 222ZM160 224L162 225V227H160L161 226ZM215 225H213V226H215ZM217 226H215V227H217ZM161 230L159 229V232H161ZM259 231H261V230H259ZM214 233H217L216 235H219V236L214 237V234L213 235L210 234L212 237L211 239L206 238L203 240L202 239L198 240L196 238V236L195 237H188L189 238L188 242H190V244H192L193 248L196 247L195 250L197 252L195 255L199 259V262H200L199 264H218L220 261L218 262L217 260H219V259L224 261L226 264H244V261L248 260L249 258L256 260L255 256H257L258 258H259V256H262V254L264 256V253L261 252L264 248V234H263V236L261 234V237L259 234L258 235L255 234V235H253L252 240L250 242H247L246 244L245 243L239 244L238 242H233V243L229 242L230 241L229 240L230 239V231H228V230H225L224 233H223V231H220V230H218V232H214ZM221 234H223V235H221ZM220 236H222L223 239ZM221 239L226 241V243H224V242L221 243ZM108 241H111V240L109 239ZM108 241H106V242H108ZM159 252L160 251H157L158 257H160L162 255L161 252L160 253ZM205 256L209 257L210 260L209 259H202ZM263 256H262V261H261L262 264L264 263L263 262L264 261ZM214 257H215V259H214ZM112 258L114 261L116 260L115 259L116 257H112ZM114 261H113V264L115 263ZM148 264H150V262Z\"/></svg>",
	"mask_w": 264,
	"mask_h": 264
}]
</instances>
